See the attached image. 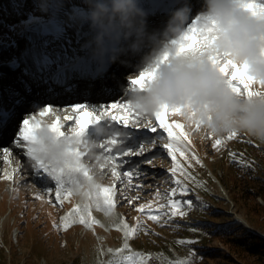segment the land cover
Wrapping results in <instances>:
<instances>
[{"label":"rangeland","instance_id":"rangeland-1","mask_svg":"<svg viewBox=\"0 0 264 264\" xmlns=\"http://www.w3.org/2000/svg\"><path fill=\"white\" fill-rule=\"evenodd\" d=\"M70 2L69 0L65 2L64 9L59 13L49 11V14L43 15L37 10L35 0H0V109L9 110L13 92H21L24 97L23 74L29 77L31 73L40 69V66L49 68L51 61L58 56L65 59L83 56L80 47L73 46L74 42L72 43L74 53L71 56L67 47L64 49L66 50L64 54L59 53L58 45L68 44V40L64 38L62 40L60 36H68V39L76 38L74 40L81 46L80 33L86 30L84 26H80L72 33L68 31L69 19L66 17L73 9ZM142 2L150 1L142 0ZM258 2L264 6L263 1ZM201 4L202 0H199L192 16L200 11ZM164 21L166 22V19ZM40 23L42 25L37 31L28 29L29 26ZM153 28L152 25L148 27L151 31H157ZM47 31L55 33L54 40H59L60 43L51 47L50 41L40 42L42 53L47 51L45 54L52 58L44 60L42 65H34V58L28 56L31 49L37 51L36 43L32 44V37L41 36ZM150 48V45L146 46L137 56L136 62L129 61L128 65H137L142 56L151 55L148 53ZM57 64L62 63L59 61ZM9 65L15 71L10 77L4 74ZM33 65L36 67L34 68ZM56 67L54 72L52 71L54 76L60 73V69L57 72ZM135 70L139 73L144 71V65L137 69L115 71L103 91L106 95L108 93L110 95L103 102L97 99L96 93L99 89L90 95L87 109L98 118L90 123L84 132L97 134L95 143L98 149L94 151V156L78 157L79 150L82 149L79 147L80 141L75 139L78 132L76 122L70 124L68 130H64V126L59 124L62 133L59 137L64 138L71 147L75 146L76 150L72 159L77 161V166L73 168L76 170H72L71 174L43 163L34 154L39 163L49 168L51 175L48 179L52 183L48 184L45 180L37 178L35 161L28 156L27 150L22 148L18 150V157L7 158L5 164L0 165V264H175L177 260L183 261L189 258L190 252L194 250L193 245L198 244L221 251L226 249L220 241L210 239L201 232L197 228L198 223L216 225L233 221L252 230V214L248 213L247 208L241 203L254 207L255 203L264 206V202L258 197L243 202L237 200L235 203L232 196L236 197L239 191L236 188L232 190L229 185H233L234 177L239 179L240 175L236 174L237 167L239 165L245 167L246 162L256 161L258 163L256 175L264 178V143L245 134H238L231 140L226 139V136L219 138L222 144L218 145L217 149H213L212 143L217 138L208 135L202 127L197 129L195 124L186 121L182 115L168 114L167 123L182 125L181 129L176 130L179 133L183 132V136L191 143L192 148L200 154L201 161H199L185 147L169 139L162 129L157 127V132H148L146 126H155V117L142 116L128 103L125 104L128 106V118L137 119V124H129L128 129H125L123 121L120 124L111 120L104 121L102 119L104 116H113L123 109H110L109 106L116 104L115 100L125 90L129 92L128 89L135 87L129 83L131 79L138 77V75L132 76V71ZM67 74L73 73L69 71ZM105 75L108 76V73L97 79L103 81ZM89 89L88 87L87 90ZM29 103L31 107L35 106L36 99L30 100V97H26L20 107L26 108ZM43 105L47 104L42 103L41 107H44ZM123 111L125 114L124 109ZM82 112H77L75 115L79 117ZM105 112L108 114L104 115ZM14 113L17 116L23 114L18 109H15L11 116ZM73 116L68 111L53 113L49 123L37 122L35 126L48 124L52 127L54 123L65 122L63 119ZM15 118L13 117V120ZM15 128L11 123L8 128L10 130H4L8 139L14 138L13 133L17 132ZM80 140L87 142L85 138ZM105 140L111 141L112 146L103 148ZM124 143L128 144V149L120 148ZM165 144H171L172 150L175 148L185 169L176 160L174 169L173 160L168 156ZM21 145L23 148L31 146L26 143ZM91 145H86L87 150H90ZM140 145L145 146L144 153L146 157L152 159L151 164L133 163L145 158V156L132 157ZM106 148H111V152L106 153L104 151ZM125 152L129 155L125 156ZM107 162L110 163L109 169L103 176L98 177L95 172H91V169L96 172L104 169ZM21 164L24 168L19 174H13V169L21 167ZM134 168L146 172L147 175L138 174L131 180L127 171H132ZM80 173L85 177L86 183L83 185L77 183ZM211 174L216 178L217 183L221 185L220 181H222L228 186L229 190L221 185L227 200L222 198V194L220 195ZM107 175L110 176L109 182L105 181ZM123 176H128L130 182L123 183ZM147 178L148 181H145ZM23 179L29 180L28 183L22 184ZM57 179H62L64 184L59 197L56 194ZM174 180H179L180 185L189 192L186 196L177 195L175 199L192 201L190 207L181 204V210L185 213L183 217L177 212L173 218L172 209L168 207V194L172 188L177 187ZM29 185L33 188L28 189ZM104 188L110 190L107 203L100 195V191ZM47 195H51L52 201ZM96 205L112 208L113 217L106 218L95 208ZM187 240L196 242L190 245L180 243ZM203 262V264H225V259L218 256ZM192 264H196L194 257Z\"/></svg>","mask_w":264,"mask_h":264},{"label":"clouds","instance_id":"clouds-1","mask_svg":"<svg viewBox=\"0 0 264 264\" xmlns=\"http://www.w3.org/2000/svg\"><path fill=\"white\" fill-rule=\"evenodd\" d=\"M35 3L43 14L65 6V0ZM254 5L250 10L247 0H202L194 19L190 0H173L159 32L148 31L142 0H79L68 17L85 27L80 50L98 74L152 47L151 55L141 57L150 77L142 87L128 89V103L142 116L179 110L214 138L235 133L264 143V13L258 0ZM225 62H231L229 73L232 65L243 68L258 94L243 89L236 94L222 71ZM50 129L48 124L34 129V154L71 174V146Z\"/></svg>","mask_w":264,"mask_h":264},{"label":"bare ground","instance_id":"bare-ground-1","mask_svg":"<svg viewBox=\"0 0 264 264\" xmlns=\"http://www.w3.org/2000/svg\"><path fill=\"white\" fill-rule=\"evenodd\" d=\"M67 1L68 0H65V2H67ZM69 1H71L70 3L72 5L79 4V0H69ZM197 1L198 0H190L192 7H193L192 13H194V7H196L198 5ZM258 1L264 2V0H258ZM171 2L173 3V0L169 1V3H171ZM166 5H168V3ZM162 8H163V6H162ZM147 10L150 11V13H146L147 26L152 25L154 27L153 28L154 30L157 29V31H161L164 27V25L162 23H165V21L163 22V20H165V19L167 20L169 11L162 12L161 9H155L152 7L148 8ZM198 13H199V11H198ZM198 13L195 16H197ZM41 14H43V13H41ZM47 14H49V12ZM47 14H43V15H47ZM71 14H72V9L70 10V14L68 16H70ZM68 16L66 17V19H69ZM195 16H193V17H195ZM80 26L82 27L83 25H79L77 23H72V26H68L69 27L68 31L72 33L74 30H78V28H80ZM148 31H151V29H148ZM54 35H56V34L53 32L47 31L46 34H43L41 36L39 35L37 37H32L33 38L32 44L36 43L37 51H35L34 49H31L29 51L30 53L28 54V56H31L32 58H34V65H40V64L42 65L44 60H47V58H48L47 54H45V52H47V51H44V53H42V50H40V45H39L40 42L50 41L51 47L53 45H55L56 43H60L59 40H54V37H55ZM84 35H85V32L83 30L80 33V36L82 38V43H83V36ZM63 38H64V40L65 39L68 40L69 45L64 43V44H59L58 47H59V49H65L67 47L70 50L69 55L71 56L74 53V48L72 47V43L74 42L73 43L74 47H75V45L76 46L78 45L80 47V44H77V41H75L76 38H74L75 39L74 40L71 38L68 39V36L67 37L66 36H64V37L60 36V39L63 40ZM35 41H37V42H35ZM64 51H66V50H64ZM148 53H152V47L148 50ZM51 58L52 57H50V59ZM59 59L60 58L58 56L55 58V60L51 61L49 68L47 66L46 67L40 66V69H37L35 72L31 73V75H29V77H31L36 72L51 73L52 74V71L54 72L55 66H57L56 70H57V72H59V69H61L63 67V64H57ZM136 60H137V56L125 57V58H122V62H117V63L112 64L106 70V72L104 71L105 74L108 73V76L105 75V78L103 79V81H100L97 79V78H99L98 73L94 69L79 71V69L75 68L72 71L73 74H67L69 72L64 73L62 82H59L58 85L57 84H45V83L32 84L31 93L27 94L26 97H30V100L36 99L35 106L31 107L30 106L31 103H29V105H27L26 108L24 106H21V107L18 106V108H17V107H14L13 103L11 104V102H10L9 110L14 109L13 111H11V113L14 112L15 109H18V111H20L21 114L23 112V114L20 116H17L16 113H14L10 117V119H8L6 125L0 127V143H1L0 146H3L0 148L1 149L0 150V156L2 157V158H0V165H4L7 158L18 157V155H19L18 150L19 149L22 148V149L27 150L29 148V146H25L26 148H23L21 143H26L27 145H29V143L18 138L19 137V128L21 126V121L23 119H26V118L30 119V122L34 125L37 124V122L49 123L52 120V114L53 113L57 114L60 112L68 111V112H70V114H73L74 116L71 118L68 117L67 119H63L65 122H63V121L59 122L60 125L64 126L63 127L64 130L65 129L68 130L70 127V124H72V125H73V123L75 124V121L78 118L75 114L77 112H81V111L85 110V109H80L77 111H73L71 106L82 104V105H85L86 107H88L89 106V100L91 99L90 95L94 94V92H96L98 89H99V92L96 93L97 99L99 102H103L104 99L108 98L110 95V93H108L106 95V93H104L103 91L105 88H107L106 86L111 81L112 74H114L115 71L120 72V71H124L128 68L137 69L138 67L143 65L141 60L139 61V63L137 65H134V66L128 65L129 61H131V63H134V62H136ZM34 65H33V67L35 68L36 66H34ZM44 65H46V64L44 63ZM25 67L27 68V66H25ZM31 68H30V70H31ZM9 69H11V70L8 71ZM12 69H13L12 66L9 65V68L7 69L8 72L6 71L4 74H6L7 76L10 77L12 75V73L15 72ZM138 74H139L138 70H135L134 72L132 71L133 77L137 76ZM23 76H24L23 80H25V82L29 80V77H27L26 74H23ZM1 78H3V77H1ZM85 78H87V79L84 80ZM29 83H31V81H29ZM103 86H105V87L102 88ZM88 87L90 88L89 90H87ZM68 88H70V89H68ZM129 96H130V92H127V90H125L123 92V94L119 95L117 97V99L115 100V101H117L116 104H118V103H121V104L123 103V105L127 104ZM30 102H32V101H30ZM42 103H46L47 105L53 106L49 110V112L44 114L43 116L40 115V112L43 108V107H41ZM43 106H45V105H43ZM20 109H22V110H20ZM26 113H30L32 115H30V116L25 115ZM114 115L123 117L125 114H124L123 109H121V111L114 113ZM13 117H16L15 120H13ZM102 119H104V121L111 120L113 122L111 115L104 116ZM11 123L14 127H16L15 129H17V132L13 133L14 134L13 139L12 138L8 139V136H6V133L4 130L9 131L10 129H8V128H9V125ZM137 123H138L137 119L129 120V124H131V125H134ZM173 130H174V136L172 139L176 143L185 147L199 161H201L200 154L194 148H192L191 143L188 142L186 140V138L183 135H181L176 129H173ZM12 131H14V130H12ZM96 136H97V134L92 133V132H86V133L83 132L80 135L76 134L75 139H76V141H80L79 147L82 149V150H79V156L78 157L94 156V151L96 149H98V146L95 143L96 142V139H95ZM87 137H88V139H87ZM80 138L81 139L85 138L87 142H83V140H80ZM120 138H122V135ZM104 142H105V145L103 146V148L112 146L111 141L105 140ZM89 144H92V145H91L90 150H87L86 145H89ZM30 147H32V145ZM128 147H129L128 144L124 143L120 148L128 149ZM83 148L85 151L83 150ZM5 149H8L9 151L5 152L4 151ZM110 149L111 148H106L104 151H106V153H110L111 152ZM70 151L72 153V158H73V152L76 151L75 146L71 147ZM173 155L175 156V160L179 163V165L185 169L186 167L181 162V158L178 155V153L176 152L175 148L173 150ZM111 158L113 159V156ZM109 165H110V163L107 162L104 169L100 170L99 172H96L95 170L91 169V172H95L96 176L101 177L104 175L105 171L109 169ZM75 166H77V161L75 162L74 159H72L71 168L73 171L76 170V169H73V168H75ZM22 168H24V166L21 164V167L13 169V174H15V175L19 174ZM60 170H61V172H65L63 169H60ZM108 173L110 174L111 170ZM79 177L80 178L77 179V183L80 185L85 184L86 183L85 177L83 176L82 173L79 174ZM123 177H124L123 183L128 182V181L130 182V180L127 179L128 176H123ZM211 177H213L214 182L217 184L218 191H219L220 195L221 194L223 195L222 198L227 200V195L223 194L224 192H223L222 186L219 183H217L216 178L214 176H212V174H211ZM148 179L149 178H147L145 181H148ZM43 180L48 182V184L52 183V182H50V180L48 178H45ZM28 181L23 179V182H21V183L26 184V183H28ZM105 181L106 182L110 181L109 175L106 176ZM72 185H74V182L72 183ZM135 187H137V186H135ZM32 188H33V186L29 185L28 189H32ZM33 191H34V189H33ZM47 198H49L51 200L52 197H51V195H47ZM71 200H72V198H71ZM95 208L97 210H99L100 212H102L106 218L110 219L113 217L112 208H110L108 206H100V205H96ZM262 236L264 237V235H262Z\"/></svg>","mask_w":264,"mask_h":264},{"label":"snow or ice","instance_id":"snow-or-ice-1","mask_svg":"<svg viewBox=\"0 0 264 264\" xmlns=\"http://www.w3.org/2000/svg\"><path fill=\"white\" fill-rule=\"evenodd\" d=\"M247 6L250 10L254 9L256 7L254 5V0H247ZM259 11L261 13H264V6H259ZM53 22L56 24H60L56 21H53ZM72 23H74V21L72 19H69L68 26H72ZM192 31H198V30L194 28V29H192ZM193 42H195L194 38H193ZM60 63L63 64V67L60 69V73L55 75V76L52 75L51 73H34L31 77H29V80L24 83L25 94L27 95V94L31 93L32 84L45 83V84H57L58 85L59 82H62L63 74L71 71L72 67L75 66V62L71 59H65L64 57H61ZM230 63L231 62H225V64L222 66V71H224V74L228 75V77H229V87L238 95L241 94V89L244 90V94H246V95L258 94V93H255L252 91L251 82H250L249 78H247L246 76L243 75V73H244L243 68H238L235 65H232L233 71L231 73L228 72V65ZM150 75H151L150 73H145L142 71L138 74L137 78L131 79L129 81V83L132 86L142 87L143 83L146 81L147 78L150 77ZM246 80H249V82L246 83L245 82ZM29 81H31V83H29ZM12 97H13L12 103H13L14 107L20 106L25 101V97H22L17 92H13ZM52 107H53L52 105H45L42 108L40 115L43 116L44 114L48 113ZM71 107H72L73 111L85 109L82 112V115H80L75 121L76 125H77V129H78L77 135H80L85 131V129L89 126V124L94 122L98 117L96 115H94L91 111L87 110V107L85 105L78 104V105H74ZM109 108L110 109L123 108L125 110V115L123 117L113 115V116H111V118L113 121H115L118 124H120L121 121H123V127L125 129H128V127H129L128 110H127L128 106L123 105V104L117 105V104L113 103L109 106ZM13 110L0 109V127L6 125L8 119H10L11 111H13ZM107 114H108L107 112L104 113V115H107ZM168 114H172V115L179 114V115H181L179 110H167L166 109V110L162 111L161 113H158L154 116L155 117V126H146L147 131L151 132V133H155V132H157V127H158L159 129H162L167 134V137L169 139H172L174 136L173 129H177V130L181 129L182 125L179 123H173V124L167 123L166 116ZM25 115L30 116L32 114L26 113ZM195 126L197 129H199L201 127L199 124H195ZM35 127L36 126L30 122V119H27V118L23 119L21 121V126L19 128V137L18 138L22 139L23 141H26L30 145H32L34 142L33 132H34ZM50 130L56 132L57 135H62V133L60 131V127H59V122L54 123ZM180 134L184 135L183 132H181ZM237 135L238 134H235V133L228 134L226 136V139L231 140V139H233V137H235ZM221 144H222V140L217 138V139H215L214 143H212V148L217 149V146L221 145ZM164 147L167 149L168 156L173 160V166L175 169V163H174L175 162V156L173 155L172 146H171V144H165ZM144 148H145L144 145H140L139 149L132 154V157L145 156ZM4 151L8 152L9 150L5 149ZM27 154L29 157H31V159H33L35 161V174H36L37 178H39V179L49 178L51 175L49 168L47 166L39 163L36 160L35 155H34V150L32 147H29L27 149ZM128 155H129V153L125 152V156H128ZM193 159H196V158L193 157ZM133 163L151 164L152 159L145 156V158L142 161H134ZM197 163H199V161H197ZM127 172H129V174H130L129 178L131 180L135 176H137L138 174L147 175L146 172H144L140 169H136V168H134L132 171H127ZM174 175H175V171L173 170V176ZM173 182L177 185V187L172 188V190L168 194L169 195L168 207H170L172 209L171 216L173 218L176 216L177 212H179L180 216L183 217L185 215V213L181 210V204L188 205L190 207L192 205V201H190V200L181 201L179 199H175V197L177 195L186 196L189 194V192H188L187 188L182 187L180 185L179 180H174ZM55 184H56V194H57V197H59L60 192H61V188L64 185L62 182V179H57ZM109 192H110V190L108 188H104L100 191V195L103 197V201L105 203H107L109 201V198H110V196L108 195ZM81 223H83L82 220H81ZM191 230L197 231L196 229H191ZM132 231L134 232L135 229H133ZM128 234L131 235V233H128ZM195 242L196 241H194V240H187V241H181L180 243H187L190 245V244L195 243ZM195 255H196L195 251L192 250L190 252V256L188 259L183 260V261L177 260V261H175V264H192V258L195 257Z\"/></svg>","mask_w":264,"mask_h":264},{"label":"trees","instance_id":"trees-1","mask_svg":"<svg viewBox=\"0 0 264 264\" xmlns=\"http://www.w3.org/2000/svg\"><path fill=\"white\" fill-rule=\"evenodd\" d=\"M245 162V161H244ZM256 161L246 162L245 167L239 165L236 174L240 177H234L232 190L239 191L232 196V200L242 202L246 199L260 198L264 202V178H260L257 174ZM241 172V173H240ZM223 187L229 190L227 185L220 181ZM237 183V185H235ZM236 198V199H235ZM251 207L247 203H241L247 208V212L252 214V230L247 229L238 222H227L222 224L198 223L197 228L210 239H217L226 249H208L200 245H193L196 253V264H203L204 260L222 256L225 264H264V206L255 203ZM258 232V233H256ZM260 233V234H259Z\"/></svg>","mask_w":264,"mask_h":264},{"label":"water","instance_id":"water-1","mask_svg":"<svg viewBox=\"0 0 264 264\" xmlns=\"http://www.w3.org/2000/svg\"><path fill=\"white\" fill-rule=\"evenodd\" d=\"M41 25H42L41 23L40 24H34V25L29 26L28 29L29 30L31 29V30H36L37 31L41 27Z\"/></svg>","mask_w":264,"mask_h":264}]
</instances>
